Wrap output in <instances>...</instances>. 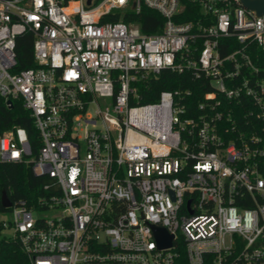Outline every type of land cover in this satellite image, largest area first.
Returning <instances> with one entry per match:
<instances>
[{
    "label": "built area",
    "instance_id": "1",
    "mask_svg": "<svg viewBox=\"0 0 264 264\" xmlns=\"http://www.w3.org/2000/svg\"><path fill=\"white\" fill-rule=\"evenodd\" d=\"M144 5L160 31L124 20ZM25 35L35 65L19 69ZM162 70L210 90L139 103ZM0 99L21 103L34 129L0 131V161L32 164L58 189L0 213V246L17 240L28 264H264V12L241 0H0Z\"/></svg>",
    "mask_w": 264,
    "mask_h": 264
},
{
    "label": "trees",
    "instance_id": "2",
    "mask_svg": "<svg viewBox=\"0 0 264 264\" xmlns=\"http://www.w3.org/2000/svg\"><path fill=\"white\" fill-rule=\"evenodd\" d=\"M192 15L186 14V20ZM117 16L115 20H117ZM125 21H139L145 33H154L162 29L163 16L156 10L143 6L139 14L127 16ZM33 37L25 35L18 39V68L25 69L34 66L33 63ZM183 89L192 90L195 96H200L210 90L206 80L198 79L191 72L177 73L170 70H162L158 75L150 76L146 81L139 84V103L152 102L157 100L163 90ZM19 124L27 127L29 133L33 132L29 113L21 103H14L12 108L5 106L0 99V131L11 125ZM54 180L47 175H36L32 164L1 162L0 161V213L8 209L2 206V194L6 191L13 203L21 200L28 206L37 205L38 200L50 193H57V186L53 185ZM52 184L49 190L44 186ZM0 264H28L27 255L21 250L17 240L7 241L0 246Z\"/></svg>",
    "mask_w": 264,
    "mask_h": 264
},
{
    "label": "water",
    "instance_id": "3",
    "mask_svg": "<svg viewBox=\"0 0 264 264\" xmlns=\"http://www.w3.org/2000/svg\"><path fill=\"white\" fill-rule=\"evenodd\" d=\"M242 4L247 8L255 10L259 15L264 12V0H241ZM12 107L11 101H9ZM13 205L12 200L8 196L6 191L2 194V206L6 209H10ZM157 238L159 239V244L161 246H170L172 244V236H170L164 228H155Z\"/></svg>",
    "mask_w": 264,
    "mask_h": 264
},
{
    "label": "rangeland",
    "instance_id": "4",
    "mask_svg": "<svg viewBox=\"0 0 264 264\" xmlns=\"http://www.w3.org/2000/svg\"><path fill=\"white\" fill-rule=\"evenodd\" d=\"M101 102H102V100H101ZM95 109H96L95 104L91 105V112H94ZM46 214H47V213H36V212H35V216H38V215L42 216V215H46ZM0 217H4V218H6V220H9V219H10V214H9V213H6V214H0Z\"/></svg>",
    "mask_w": 264,
    "mask_h": 264
}]
</instances>
